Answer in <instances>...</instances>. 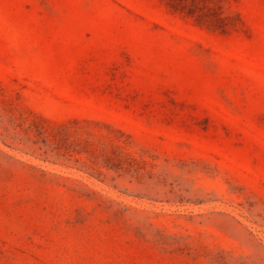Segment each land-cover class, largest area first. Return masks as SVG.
I'll return each mask as SVG.
<instances>
[{
  "label": "rangeland",
  "instance_id": "374dc122",
  "mask_svg": "<svg viewBox=\"0 0 264 264\" xmlns=\"http://www.w3.org/2000/svg\"><path fill=\"white\" fill-rule=\"evenodd\" d=\"M0 264H264V0H0Z\"/></svg>",
  "mask_w": 264,
  "mask_h": 264
}]
</instances>
